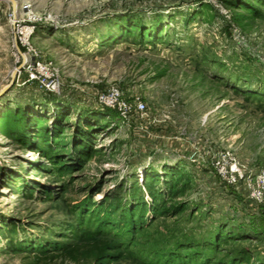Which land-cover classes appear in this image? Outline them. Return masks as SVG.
I'll list each match as a JSON object with an SVG mask.
<instances>
[{
    "label": "rangeland",
    "instance_id": "obj_1",
    "mask_svg": "<svg viewBox=\"0 0 264 264\" xmlns=\"http://www.w3.org/2000/svg\"><path fill=\"white\" fill-rule=\"evenodd\" d=\"M260 171L264 0H0V264H264Z\"/></svg>",
    "mask_w": 264,
    "mask_h": 264
},
{
    "label": "trees",
    "instance_id": "obj_2",
    "mask_svg": "<svg viewBox=\"0 0 264 264\" xmlns=\"http://www.w3.org/2000/svg\"><path fill=\"white\" fill-rule=\"evenodd\" d=\"M124 19V18H122ZM122 21V20H121ZM128 21V22H132ZM127 20H123V24H125ZM122 29V27H121ZM120 29V31H122ZM132 29H136L135 24H132L129 28H127V31L130 32ZM140 29H143L142 32L140 31L138 33V41L139 43L144 42L146 37V31L144 30V25L140 26ZM123 33L125 30L122 31ZM59 117L57 118L58 121ZM60 130L57 128L54 132L59 135L58 132ZM74 145L72 146V150L76 153L78 152V156L82 157L85 153L83 150V146L80 150V145H82V142H78V140L73 139ZM78 142V143H76ZM48 149V148H47ZM44 150V155L51 154L49 150ZM48 157V156H47ZM56 161V159H55ZM60 163V162H56ZM185 181V177L183 174L176 173L173 171L172 173V179L170 180V184L168 186L169 191V197H177L183 195L186 191H188L190 188ZM157 193L154 196V202L156 203L158 199ZM160 203V202H159ZM156 208L158 207V202L156 203ZM161 210L159 213H169L167 212V208H165V205H159ZM184 208H182L181 211H183ZM172 210H174V207L172 206ZM109 220H106L104 223L106 225H109ZM103 223V222H102ZM58 252L57 256H53L52 254L48 255L49 260H52L53 258L57 257L61 259L62 261H68L73 264H114L117 261H119L122 258L120 248L117 244H113L109 240L105 238L95 237L89 241H81V242H75L72 244L65 245L64 247H61L57 250ZM40 259L36 258L35 261L32 264H36Z\"/></svg>",
    "mask_w": 264,
    "mask_h": 264
},
{
    "label": "built area",
    "instance_id": "obj_3",
    "mask_svg": "<svg viewBox=\"0 0 264 264\" xmlns=\"http://www.w3.org/2000/svg\"><path fill=\"white\" fill-rule=\"evenodd\" d=\"M98 101L108 108L117 109L123 117L131 111V106L124 100L121 90L116 87H110L104 92L98 93ZM135 107L139 111L145 109V105L140 101L136 102ZM255 179L251 186L247 185L246 187L256 189L258 195L264 197V171L258 172Z\"/></svg>",
    "mask_w": 264,
    "mask_h": 264
}]
</instances>
